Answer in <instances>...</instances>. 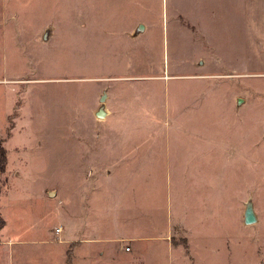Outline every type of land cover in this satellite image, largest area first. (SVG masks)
Returning a JSON list of instances; mask_svg holds the SVG:
<instances>
[{
    "label": "rangeland",
    "instance_id": "1",
    "mask_svg": "<svg viewBox=\"0 0 264 264\" xmlns=\"http://www.w3.org/2000/svg\"><path fill=\"white\" fill-rule=\"evenodd\" d=\"M0 264H264V0H0Z\"/></svg>",
    "mask_w": 264,
    "mask_h": 264
},
{
    "label": "crops",
    "instance_id": "2",
    "mask_svg": "<svg viewBox=\"0 0 264 264\" xmlns=\"http://www.w3.org/2000/svg\"><path fill=\"white\" fill-rule=\"evenodd\" d=\"M105 109V108H104ZM106 111V110H105ZM107 111H106V116H107ZM104 116V117H106ZM116 241L119 242V240H87L85 242H82V244L80 245L83 250L88 251V256L87 257H82L81 259H83V262L87 261V262H101L102 260H104L106 257H112L114 258L117 254L116 252V248L112 247V244H114ZM123 241V240H122ZM131 242L134 240H130ZM111 243V244H109ZM125 245V244H124ZM127 246H129V244L125 245V249L126 250H133L132 245L129 246V248H127ZM92 249H100V254H97L95 252H90Z\"/></svg>",
    "mask_w": 264,
    "mask_h": 264
},
{
    "label": "water",
    "instance_id": "3",
    "mask_svg": "<svg viewBox=\"0 0 264 264\" xmlns=\"http://www.w3.org/2000/svg\"><path fill=\"white\" fill-rule=\"evenodd\" d=\"M95 112L98 116H101V117L106 116V111H105L104 107L98 108ZM245 211H246L245 222L246 223H253L256 220V216H255L254 211L252 210V207L249 205Z\"/></svg>",
    "mask_w": 264,
    "mask_h": 264
},
{
    "label": "built area",
    "instance_id": "4",
    "mask_svg": "<svg viewBox=\"0 0 264 264\" xmlns=\"http://www.w3.org/2000/svg\"><path fill=\"white\" fill-rule=\"evenodd\" d=\"M57 230H58V231H60V230H61V228H57ZM127 248H129V246H127Z\"/></svg>",
    "mask_w": 264,
    "mask_h": 264
}]
</instances>
